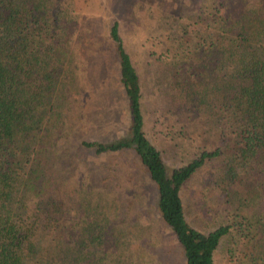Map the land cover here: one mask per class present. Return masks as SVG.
Instances as JSON below:
<instances>
[{"label":"trees","instance_id":"obj_1","mask_svg":"<svg viewBox=\"0 0 264 264\" xmlns=\"http://www.w3.org/2000/svg\"><path fill=\"white\" fill-rule=\"evenodd\" d=\"M183 1L159 12L152 69L156 140L190 149L169 168L117 22L128 126L111 136L115 123H101L123 107L101 119L94 98L83 108L64 0H0V264H164L134 211L146 179L184 264H215L220 248L233 264H264V0Z\"/></svg>","mask_w":264,"mask_h":264},{"label":"rangeland","instance_id":"obj_2","mask_svg":"<svg viewBox=\"0 0 264 264\" xmlns=\"http://www.w3.org/2000/svg\"><path fill=\"white\" fill-rule=\"evenodd\" d=\"M183 3V0H64V7L72 13L71 17L76 22L75 34L72 37L71 50L73 55V71L77 77L76 86L80 90L83 108L89 105L90 100H95L96 114H102L104 108L120 107L118 103L121 99V87L118 83L116 72L115 51L109 36V30L113 22L118 23L119 34L123 45L130 55L132 62L139 73L144 85L143 103L149 107L147 113V125L145 128L148 138L162 151L168 149V145L173 147V142L168 141L166 145L158 142L163 137V128L159 124H154L151 118L155 108V84L152 69L154 60L162 49L159 43L164 40L161 34L164 28L159 22V12H170L176 9V3ZM162 28V29H161ZM154 70V69H153ZM121 101V100H120ZM120 104V105H119ZM125 105V104H124ZM151 107V112H150ZM119 114L113 112L110 118L105 117L106 122L111 123L109 134L120 135L122 130L128 126L127 109L124 106ZM158 139V140H156ZM176 141H179L177 139ZM201 144V143H200ZM198 143V145H200ZM175 145V144H174ZM210 145V144H209ZM173 149V148H172ZM189 148L187 145H179L172 153L171 149L166 150L165 160L169 168L183 158V152ZM190 150V149H189ZM173 154L176 155L174 158ZM132 174L135 175V171ZM143 180L147 177L142 175ZM145 194L134 211H140L139 223L148 218L151 224V232L157 236L155 246L159 247L158 254L164 264H184L182 250L175 242L173 234L167 230L158 218L155 206L156 194L153 184L147 179ZM196 183H191L188 187L187 206L194 208L201 200V193ZM137 214V213H136ZM147 217V218H145ZM191 222V217H187ZM154 241V240H153ZM153 241H150L153 242ZM151 245H153L151 243ZM156 247V248H157ZM164 247V248H163ZM153 264V263H151ZM215 264H233L227 259L224 248H220L215 255Z\"/></svg>","mask_w":264,"mask_h":264}]
</instances>
